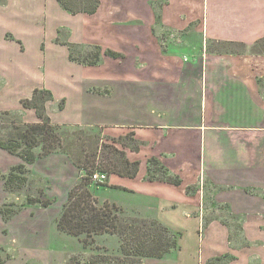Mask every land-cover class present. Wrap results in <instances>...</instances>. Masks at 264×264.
<instances>
[{
	"label": "crops",
	"instance_id": "crops-1",
	"mask_svg": "<svg viewBox=\"0 0 264 264\" xmlns=\"http://www.w3.org/2000/svg\"><path fill=\"white\" fill-rule=\"evenodd\" d=\"M45 4L52 18L48 26L31 22V0L0 3V110H16L23 122H37L34 110L20 103L36 87L49 89L66 105L65 95L43 83L17 90L16 82L29 78L32 60L41 54L33 46L48 38L87 82L84 91L73 93L78 103L80 98L92 102L90 118L67 123L49 116L51 122L113 130L119 137L133 132L139 147L116 142L128 160L139 161L137 173H109L97 187L166 200L171 208L179 202L198 206L193 214L199 222L219 204L223 213L239 218L235 226L207 218V233L219 238L206 247L205 263L264 264V52L253 51L264 39V0H99L92 14H73L58 0H44V11ZM73 46L82 53L99 51L97 61L71 60ZM107 49L119 56L107 55ZM151 158L179 183L150 180ZM40 162L46 168L34 173L46 176L47 189L61 186L67 199L81 170L60 151L31 165ZM56 162L72 176L49 170ZM205 199L212 205L205 207ZM168 254L144 257L141 264H165Z\"/></svg>",
	"mask_w": 264,
	"mask_h": 264
},
{
	"label": "rangeland",
	"instance_id": "rangeland-1",
	"mask_svg": "<svg viewBox=\"0 0 264 264\" xmlns=\"http://www.w3.org/2000/svg\"><path fill=\"white\" fill-rule=\"evenodd\" d=\"M3 2L4 0H0V3ZM89 3L90 1H87V4ZM41 10L44 11V0H31V22H38L40 23L39 26L46 23L47 26L50 25L52 18L49 15V4L46 6V11L42 12ZM38 40L39 38H37V42ZM37 49L41 54L36 55L32 60L34 68L31 67V69L33 73L29 74V78L20 79L16 82L17 90L21 92L33 82H38L39 84L49 85L58 95H65L68 102L66 105L63 102L61 109L59 108L61 102L57 97L47 103L48 112H50L48 114L52 121L71 123L81 118H90V114H92L90 103L92 102L80 98L79 103L84 105V111H82L83 106L78 103L79 88L80 91H84L83 88L87 83L81 79L78 67L65 57L63 49L49 46L48 38L42 37L39 44L33 46L32 51L35 52ZM71 50L72 56L76 60L85 63L91 61L97 51L92 50L89 53H82L74 46L71 47ZM253 51L264 52V39L253 48ZM10 56L17 60L16 55ZM12 58L10 57L14 61ZM74 91H78V93L73 94ZM100 110L104 111L106 109L101 108ZM11 111L9 114L0 113V140L6 141L12 136L16 132L14 125L22 121L20 112ZM79 112L81 113L79 114ZM59 132L62 137V150L75 160L85 162L93 151H97L95 165L99 169H103L106 165L125 168L122 163V156L116 152L108 151L107 146L103 147L101 152V147L105 144L118 148L116 142L129 144L130 140L127 137L125 138L126 135L114 136L116 134L113 130L105 131L103 128L81 127L78 125H62ZM39 150V147L33 149L35 153ZM109 160L112 162H109ZM21 162V158L17 155L0 149V211L3 212H0V264H91V261L101 260V258H112L124 264H135L138 261L137 256L133 255L134 251L131 245H129L131 254L123 255L121 252V238L118 235L107 233L95 235L92 242L85 246L84 235H68L57 229L56 218L59 216L62 204L66 199H63L64 193L61 186H53L54 190L47 189L49 184L46 181V176L34 173L35 170L46 168L42 166L43 161L35 166L27 165V182L22 187L6 188L4 177L13 165ZM53 168H59V174L64 177L72 176L63 166H59L58 162L53 163L49 170ZM80 173L83 174L84 171L81 170ZM151 174L155 178H164L165 176L158 166L152 167ZM66 182H69V179ZM91 182L90 190L99 203L106 200L118 206L121 205L122 213L120 216L124 222H129L135 218L145 220L155 218L163 224L167 223L170 227L181 230L182 236L175 233L178 238L179 249L167 255L168 261L165 264H206V247L214 245L217 238H219L214 233H207L209 226L207 218H222L234 226L237 223L238 216H229L226 212L223 213L222 211L225 209L218 208L217 205L219 204L212 205L209 199H205V207L212 205L211 209L209 213L205 212L203 215V217L206 215L207 218L203 220L201 216L199 222L197 214H193L194 210L198 212V206L192 207L187 205L186 202H179L177 207L171 208L166 200L139 199L121 190L103 186L97 187L99 182ZM45 190H48L49 195L45 194ZM55 191H57V198L52 197V193ZM29 198L34 200L37 198L41 200L50 199L52 203L47 207H43L35 201L29 203L27 200ZM218 209L222 210L219 214H217ZM215 228L210 227L209 230ZM144 231L158 234V231L147 230V228ZM206 235L210 239L208 243ZM236 245H238V242L235 239L233 246Z\"/></svg>",
	"mask_w": 264,
	"mask_h": 264
},
{
	"label": "trees",
	"instance_id": "trees-1",
	"mask_svg": "<svg viewBox=\"0 0 264 264\" xmlns=\"http://www.w3.org/2000/svg\"><path fill=\"white\" fill-rule=\"evenodd\" d=\"M87 1H90L87 4ZM63 8L69 12L75 14L78 12H86L92 14L96 11L99 0H58ZM84 4V5H83ZM263 39L258 41V45ZM107 55L114 57L119 56L118 53L105 50ZM99 57V51L95 52L91 61L88 64H93ZM71 60H76L72 53L70 54ZM53 99V94L49 89L36 87L33 89L30 98H21L20 103L24 108L33 109L38 121L27 123L20 121L19 124L14 125L16 132L10 136L6 141L0 140V149L6 150L10 154L17 155L21 158L22 162L13 165L8 174L4 177V186L9 189L20 188L27 182V165L35 162L37 158L49 155L53 152L61 151L62 149V137L59 129L62 125L53 124L46 111V103ZM59 108H62L64 99L60 101ZM11 110L0 111V113H10ZM14 124V122H13ZM133 132L127 133V137L130 140L131 148L138 150L139 147L133 137ZM116 142L115 139H113ZM125 146V143H120ZM108 147V151L116 152L122 156V163L125 168L110 167L106 165L103 169H99L95 165V157L97 151H93L89 158L85 162L75 160L72 156L68 155L73 164L84 173L80 177V180L68 191L67 199L62 204L61 212L56 218V227L59 231L68 235L81 236L84 235V244H90L95 235L100 234H114L121 238V252L123 255L131 254L129 245L133 248V255L137 256L138 261L135 264H141V259L144 257L161 258L178 248L177 236L167 226L162 224L156 219H133L129 222H124L120 216L122 208L115 203L104 201L99 203L93 196L91 187L90 175L95 171L109 173H116L122 176L134 177L137 173L139 161H130L125 157L123 150L116 148L115 146H108L103 144V147ZM39 147L40 150L35 153L33 149ZM108 153V152H107ZM109 162H112L109 160ZM149 163L154 166H158L164 173V178H155L149 171V179L165 180L173 184H178L179 179L176 177L171 178L167 175V170L163 166L159 165V162L155 158L149 159ZM158 170V169H157ZM99 185H105L99 183ZM28 202H38L43 207L49 206L52 201L50 199L41 200L27 199ZM1 213L2 210L0 211ZM147 230H156L158 234H152L146 232ZM114 262L116 264H124L118 262L112 258H101V260L91 261V264L109 263Z\"/></svg>",
	"mask_w": 264,
	"mask_h": 264
},
{
	"label": "built area",
	"instance_id": "built-area-1",
	"mask_svg": "<svg viewBox=\"0 0 264 264\" xmlns=\"http://www.w3.org/2000/svg\"><path fill=\"white\" fill-rule=\"evenodd\" d=\"M106 177H107V174L101 171H95L94 173L90 175V178L92 181L99 182V183L105 182Z\"/></svg>",
	"mask_w": 264,
	"mask_h": 264
}]
</instances>
